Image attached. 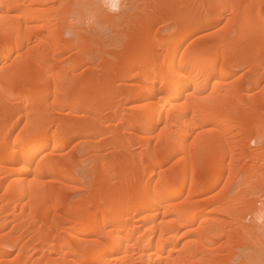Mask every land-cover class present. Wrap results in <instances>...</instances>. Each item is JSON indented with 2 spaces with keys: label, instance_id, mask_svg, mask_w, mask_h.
Returning a JSON list of instances; mask_svg holds the SVG:
<instances>
[{
  "label": "bare ground",
  "instance_id": "obj_1",
  "mask_svg": "<svg viewBox=\"0 0 264 264\" xmlns=\"http://www.w3.org/2000/svg\"><path fill=\"white\" fill-rule=\"evenodd\" d=\"M168 3L0 0V264H264V0Z\"/></svg>",
  "mask_w": 264,
  "mask_h": 264
},
{
  "label": "rangeland",
  "instance_id": "obj_2",
  "mask_svg": "<svg viewBox=\"0 0 264 264\" xmlns=\"http://www.w3.org/2000/svg\"><path fill=\"white\" fill-rule=\"evenodd\" d=\"M171 1L172 0H165V2H169V3H171ZM169 3L167 4V5H169ZM132 5H134L135 7H132ZM131 5V8L130 7H128V8H130L129 10V12L127 11V9L128 8H126V9H124V11L123 12H121V14L120 13H118L117 14V16H115V18H116V21L117 22H119V26H121V22L125 19V18H127V14L128 13H132V10L135 8V10L137 9V5L136 4H132ZM162 6V5H161ZM161 6L159 5V7L161 8ZM158 7V6H157ZM159 8V9H160ZM134 11V10H133ZM170 17V19L167 21L165 18V20L167 21H165L164 19H162V18H160V21H162V22H160V23H158L155 27H154V30L157 32H159V31H161L159 34L160 35H162V36H168V35H171L172 33H173V25H174V27L176 26V23H177V16H176V14L174 13V15H173V13L169 16ZM136 22H139V20L138 21H136ZM166 22V23H165ZM137 26L136 27H133L134 29H135V32L137 31V29L139 28V23L137 24V23H135ZM159 28V29H158ZM133 31V30H132ZM166 33V34H165ZM197 38V37H196ZM195 38V39H196ZM111 49H114L113 51L111 50V52H112V57H113V59L114 60H118V59H120L121 58V55H122V52L121 51H116L117 49H115V48H111ZM83 70L82 69H80V70H78L77 71V73H81ZM18 90H19V87H16ZM16 88H14V90H16ZM18 90H16V92L18 91ZM13 91V90H12ZM15 92V91H14ZM15 92V93H16ZM75 140V141H74ZM73 140V143H72V145H74V144H77V143H79L80 142V140L79 139H74ZM79 140V141H78ZM84 193V190L83 189H75L74 191H72V193H71V197H72V199H78V198H80V196L82 195ZM71 199V198H70ZM258 222V223H257ZM253 227H254V229H255V233L260 237V239H261V241H263L264 242V218L263 219H260V220H257L256 221V224L255 225H253ZM3 248V250H9V248L10 247H7V245H1V247H0V249H2Z\"/></svg>",
  "mask_w": 264,
  "mask_h": 264
},
{
  "label": "clouds",
  "instance_id": "obj_3",
  "mask_svg": "<svg viewBox=\"0 0 264 264\" xmlns=\"http://www.w3.org/2000/svg\"><path fill=\"white\" fill-rule=\"evenodd\" d=\"M66 36H68V34L66 33Z\"/></svg>",
  "mask_w": 264,
  "mask_h": 264
}]
</instances>
